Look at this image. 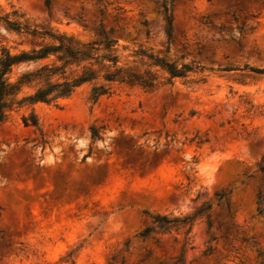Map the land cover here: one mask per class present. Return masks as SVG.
I'll use <instances>...</instances> for the list:
<instances>
[{"label":"rangeland","instance_id":"1","mask_svg":"<svg viewBox=\"0 0 264 264\" xmlns=\"http://www.w3.org/2000/svg\"><path fill=\"white\" fill-rule=\"evenodd\" d=\"M163 1L0 0V14L80 42L112 28L118 65L153 75L149 87L113 83L96 101L86 82L10 111L0 125V264H177L180 254L183 264H264V74L245 67H264V0H173L169 36ZM42 40L51 41L0 22V47ZM139 50L202 68L168 80ZM31 114L37 124H24ZM203 203L208 217L164 232L154 221Z\"/></svg>","mask_w":264,"mask_h":264},{"label":"trees","instance_id":"2","mask_svg":"<svg viewBox=\"0 0 264 264\" xmlns=\"http://www.w3.org/2000/svg\"><path fill=\"white\" fill-rule=\"evenodd\" d=\"M173 0L163 1V12L166 20L168 36L172 33L171 3ZM45 6H49L50 0H44ZM10 15L13 18H10ZM15 11L0 14V22L15 33L23 36L43 37L47 35L51 41L43 40L31 43L28 49L12 50L10 47H0V125L6 120L11 110L24 104L32 105L37 102L54 103L59 98L68 97L78 86L89 82L91 84L89 98L96 101L100 96L111 91L113 83H137L149 87L152 85L153 75L145 71V76L125 70L117 63V55L111 51L116 45L117 39L110 36L112 28L106 32L101 30L97 38L80 42L72 35L65 33H52L49 31H37L26 22L17 20ZM234 18V16H233ZM242 32L244 25L238 27ZM43 39V38H42ZM141 56H146L150 64L158 66L168 75V80L179 77L185 78L191 72L198 71L202 66L194 62H183L177 64L168 60L164 55L146 53L139 50ZM33 63L32 68H27L11 77L12 69L19 64ZM250 71L264 74V67L247 66ZM232 66H224L222 69L229 70ZM23 86H32L29 93H22ZM24 124L36 125L37 119L33 114L28 121L23 117ZM264 172V165L260 167ZM220 193L218 199L222 198ZM256 202L261 203L263 195L260 191L256 194ZM210 209L209 203H203L192 215L181 218H168L166 216H154V221L160 231L164 232L173 226L190 223L196 215L207 213ZM259 213H264V207H258ZM208 224L210 221L207 220ZM151 229L146 228L142 235L149 233ZM210 248L207 249L209 252ZM177 264H183L181 254L177 257Z\"/></svg>","mask_w":264,"mask_h":264}]
</instances>
